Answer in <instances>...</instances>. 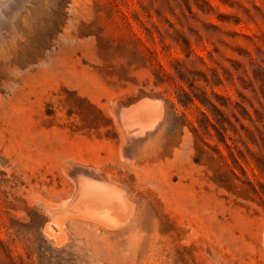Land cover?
Listing matches in <instances>:
<instances>
[{
    "label": "rangeland",
    "instance_id": "obj_1",
    "mask_svg": "<svg viewBox=\"0 0 264 264\" xmlns=\"http://www.w3.org/2000/svg\"><path fill=\"white\" fill-rule=\"evenodd\" d=\"M8 4L0 264H264V0Z\"/></svg>",
    "mask_w": 264,
    "mask_h": 264
},
{
    "label": "bare ground",
    "instance_id": "obj_2",
    "mask_svg": "<svg viewBox=\"0 0 264 264\" xmlns=\"http://www.w3.org/2000/svg\"><path fill=\"white\" fill-rule=\"evenodd\" d=\"M11 2L13 3L14 0H0V11H1V8L3 9L4 6H7L8 3L11 4ZM16 2H17V1H16ZM22 3H23V2H22ZM23 4H24V3H23ZM8 5H9V4H8ZM15 6H16V5H15ZM22 6H23V5H21V7H19V8H22ZM7 8H8V7H7ZM16 10H17V7H16ZM8 11H10V9H9ZM11 12H12V11H11ZM8 13H9V12L5 13V17L8 16V15H7ZM16 13H17V12H16ZM17 14H18V13H17ZM1 15H3V14H1ZM6 15H7V16H6ZM13 15H14V14H13ZM1 17H4V16H1ZM5 17H4V18H5ZM8 17H9V16H8ZM1 19H2V18H1ZM1 19H0V20H1ZM5 19H6V18H5ZM5 19H4L3 22H5ZM12 19H13V18H12ZM12 19H11V20H12ZM6 20H8V19H6ZM8 24H9V23H8ZM1 30H2V29H1ZM83 181H84V180H83ZM85 184H87V183H85ZM85 184L83 183V185H85ZM88 184H89V183H88ZM83 185H82V186H83ZM85 186H86V185H85ZM100 186H102V185H100ZM106 186H108V185H106ZM86 187H87V186H86ZM91 187H92V185H91ZM91 187H90V189H89L88 187H87L88 189L85 188V189H87V190H90L89 192H87V191L84 189L85 192H87V193H85V195H87V197H86L85 195H82V194H81L82 196L85 197L84 200H86V198H88L87 201H84V202H86V204H87V202L89 201V199H90V201H92V202L94 201V202H95L96 198H97V199H99V198L101 199V198H104V196L106 195V193H104V195L102 194V191H101L102 189L100 190V192H101L100 194H102L103 196H102V195H98L99 193L96 194V192H92V190H93L94 187L92 188V190H91ZM102 187H103V186H102ZM81 188H82V187H81ZM83 188H84V187H83ZM99 188H100V187H99ZM103 189H105V185H104V188H103ZM108 189H109V186L107 187V190H106V191H107V192L109 191V193H112V192H110L111 189H110V190H108ZM95 190H97V188H96ZM95 190H94V191H95ZM104 191H105V190H104ZM97 192H98V190H97ZM93 193H95V197H96V195H97V196H99V198H98V197H96V198L94 197V198H93V195H94ZM113 193H114V192H113ZM77 194H78V193H77ZM88 195H89V196H88ZM77 196H78V195H77ZM79 196H80V195H79ZM101 196H102V197H101ZM84 197H83V198H84ZM105 197H108V196L106 195ZM76 198H77V197H76ZM80 198H81V196H80ZM92 198L95 199V200H93ZM121 198H122V197H121ZM121 198H120V199H121ZM110 199H112V197H111ZM115 199H116V198H115ZM115 199H113V203L115 202V201H114ZM117 199H118V198H117ZM117 199H116V202L120 200V199H118V200H117ZM78 200L81 201V199H78ZM105 200H108V198H107V199L105 198ZM98 201L101 202V201H104V199H101V200H98ZM98 201H97V202H98ZM122 201H123V200H122ZM124 201H125V200H124ZM82 202H83V201H81V204H82ZM92 202H90L89 204H91ZM107 202H111V201L108 200ZM119 202H120V201H119ZM126 202H127V201H126ZM102 203H103V202H101V204H102ZM106 204H107V203H106ZM111 204H112V203H111ZM117 205H118V204H117ZM120 205H121V204H120ZM120 205H119V206H120ZM63 206H64V205H63ZM104 206H105V205H104ZM108 207H110V206H108ZM62 208H63V207H62ZM105 208H106V207H105ZM119 208H120V207H119ZM52 209H53V208H52ZM59 210H60V209H59ZM62 212H63V211H62Z\"/></svg>",
    "mask_w": 264,
    "mask_h": 264
}]
</instances>
